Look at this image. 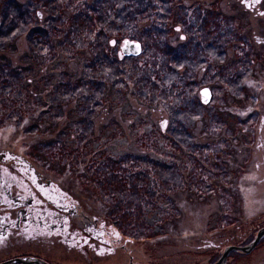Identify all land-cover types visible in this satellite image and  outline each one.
<instances>
[{
	"label": "rangeland",
	"instance_id": "1",
	"mask_svg": "<svg viewBox=\"0 0 264 264\" xmlns=\"http://www.w3.org/2000/svg\"><path fill=\"white\" fill-rule=\"evenodd\" d=\"M45 1L38 18L32 3L0 0L14 23L0 24V168L10 156L45 171L100 214L108 239L4 225L0 263L200 264L249 244L264 227V16L247 21L235 0ZM108 36L137 40L140 54L119 59ZM56 61L55 78L41 73ZM24 171L0 185L29 182ZM101 245L125 262L82 256ZM224 263L264 264V236Z\"/></svg>",
	"mask_w": 264,
	"mask_h": 264
},
{
	"label": "flooded vegetation",
	"instance_id": "2",
	"mask_svg": "<svg viewBox=\"0 0 264 264\" xmlns=\"http://www.w3.org/2000/svg\"><path fill=\"white\" fill-rule=\"evenodd\" d=\"M1 2L3 6L8 7L12 11H18L20 9L31 11L30 7H28L27 5L32 3L33 6L35 7L33 9L34 15H36V17L38 18H41L42 14L43 15L45 14L43 8L45 7V5H47V2L45 0H1ZM234 3L241 6L243 10L248 14L249 19L247 21L250 20L254 21L255 18L264 16V0H235ZM53 10L55 11V9ZM0 24L2 26L8 24L9 27H11L13 26L14 23L13 22L5 23L3 14L0 10ZM239 36L245 37V35H239ZM55 37L56 36L49 35L48 37L49 45H51V40L54 39ZM235 37L236 40L240 39V37H237V35ZM255 39L257 42L260 41L257 36H255ZM239 41L240 40H238V42ZM116 43L118 48L117 51L115 50L116 56L119 59L126 57L120 53L119 47L121 42L119 43L117 39H111L108 42V46L109 47L111 46L112 47L111 49L114 50L115 49L114 46ZM55 56L56 55L54 53L51 54L49 60H53ZM58 63L59 62L56 61L51 64H47V66L44 65L40 67L41 73L43 74L45 73L49 77L52 75V77L55 78L56 74L60 73V65ZM32 68L36 70L37 65L32 64ZM44 80L47 81L49 84L51 83V81H48L47 79ZM54 87L56 88L55 85ZM263 107H264V99H263ZM66 120H68V118ZM63 123H65V121ZM10 159L13 158L11 157ZM16 161L20 162L21 166L19 163L16 164L15 163ZM30 166L31 165H29L24 159H14V164L11 163L10 165H7L4 169L0 168V175L2 174L7 175L5 172L9 173L11 171L12 173H16L25 170L24 173L26 174L27 179L29 180V182H23V179H25L24 177H21L18 182L9 179V182L7 184L0 185V207H2L0 209V234H3L2 228L4 227V225H7L8 228L23 229V230H29V229L39 230V228L45 229L46 228L44 224L45 221L54 222L52 225H50L51 229H54L56 231L62 230L63 232H66L69 231L70 228L75 227L72 226L71 223L67 221L72 220V222L75 223V220H77L81 222L80 224L75 223L80 228V231L85 230L91 232H98L99 234L98 238H104L105 240L107 239L106 237H104V234L106 233L105 230L100 229V226L96 225L97 224V219L95 217L96 215L95 216L91 215V213L88 211L89 208L86 206L85 202L80 201L76 196L70 195L72 194L70 190L68 194L66 192V188L59 186V184L52 177L45 175L44 174L45 171L41 170L40 173L38 172L37 174H35V172L32 169H29ZM66 195L70 198L69 202L62 201L66 198ZM47 196L54 197L55 199L61 201L63 206L61 204L54 205L60 208L59 211L50 212V210L48 209L49 204L45 203V199ZM5 210L6 213L4 212ZM84 212L87 214H85ZM61 222L62 223L64 222V224H62ZM101 246L102 247L99 248L85 247L86 252L85 250H83L84 253H82V256L86 255L87 252L91 251L95 255V257L98 256V258H102L103 257L102 254H104L105 257L112 256L115 259H118L120 256L123 259V263L125 262L124 255L121 252H116L114 248L109 245H101ZM33 254L25 253L26 256H23L24 255L23 254L19 257H27L29 259V257L32 258L34 257ZM86 264H89V262L87 261ZM126 264H132L130 259L126 260Z\"/></svg>",
	"mask_w": 264,
	"mask_h": 264
},
{
	"label": "water",
	"instance_id": "3",
	"mask_svg": "<svg viewBox=\"0 0 264 264\" xmlns=\"http://www.w3.org/2000/svg\"><path fill=\"white\" fill-rule=\"evenodd\" d=\"M120 53L124 56H136L140 52V45L137 41L130 40V39H122L120 44ZM199 93V99L202 103H207L209 101V90L205 87L198 91ZM264 236V227L259 228L255 235L254 239L245 246H225L222 249L221 256L212 263H200V264H224L225 256L228 251L230 250H239L240 252L247 253L251 250V248L255 245L257 240ZM9 262H20L24 264H45L38 261H35L36 263L29 262V259L27 257H14L12 259H8L5 263L2 262L0 264H8Z\"/></svg>",
	"mask_w": 264,
	"mask_h": 264
},
{
	"label": "trees",
	"instance_id": "4",
	"mask_svg": "<svg viewBox=\"0 0 264 264\" xmlns=\"http://www.w3.org/2000/svg\"><path fill=\"white\" fill-rule=\"evenodd\" d=\"M121 36H124V35H121ZM112 37H113V36H108L107 39H109V41H110V40L112 39ZM125 38H127V37H120V38H117V41L120 43L121 40H122V39H125ZM130 40H131V38H130ZM111 48H112V47L110 46L109 49H111ZM111 50H112V49H111ZM140 51H141V50H140ZM115 52H116V51H115ZM139 54H140V52H139ZM137 55H138V54H137ZM137 55H136V56H137ZM133 57H135V56H133ZM72 114H73V112H72ZM72 114H71V115H72ZM65 122H66V121H65ZM59 156H60V157H65V156H63V155H59ZM9 157H10V156H9ZM9 157H8L9 160H8L7 165H10L12 162H14L13 160L10 159L11 157H10V158H9ZM7 165H6V166H7ZM6 166H5V167H6ZM1 169H4V168H1ZM88 211H89V210H88ZM84 213H85V212H84ZM90 213H91V212H90ZM85 214H87V213H85ZM92 214H93V213H91V215H92ZM97 214H98V213H97ZM95 215H96V214H95ZM95 215H94V216H95ZM95 217H100V214L96 215ZM97 220H98V219H97ZM75 223H76V224H80L81 222L75 220ZM75 223L71 221V225L77 227V225H76ZM99 226H100V229H103L102 225H99ZM70 229H71V228H70ZM103 230H105V229H103ZM105 232H106V231H105ZM106 233H107V232H106ZM107 239H108V235H107ZM107 239H106V240H107Z\"/></svg>",
	"mask_w": 264,
	"mask_h": 264
},
{
	"label": "bare ground",
	"instance_id": "5",
	"mask_svg": "<svg viewBox=\"0 0 264 264\" xmlns=\"http://www.w3.org/2000/svg\"><path fill=\"white\" fill-rule=\"evenodd\" d=\"M61 223H62V222H61ZM62 224H64V222H63Z\"/></svg>",
	"mask_w": 264,
	"mask_h": 264
}]
</instances>
